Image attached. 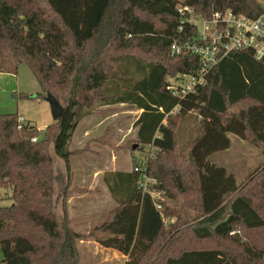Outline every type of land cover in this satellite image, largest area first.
I'll list each match as a JSON object with an SVG mask.
<instances>
[{
    "label": "trees",
    "instance_id": "1",
    "mask_svg": "<svg viewBox=\"0 0 264 264\" xmlns=\"http://www.w3.org/2000/svg\"><path fill=\"white\" fill-rule=\"evenodd\" d=\"M179 4L205 18L229 9L251 18L263 11L259 0H0V72L17 74L27 64L41 91L15 97L45 99L52 93L64 107L36 142V126L20 128L17 112L0 114V187L12 190L13 200L0 206L4 264H81L78 241L107 230L114 235L96 241L128 255L126 264H264V194L241 188L209 158L231 147V135L264 149V60L250 50L233 52L206 73L196 92L175 96L168 78L201 67L196 54L171 51L174 42L186 43L198 33L183 23ZM130 59L138 70L129 71ZM97 102L142 110L135 150L150 143L159 148L146 163L147 173L157 180L152 188L174 206L163 200L160 211L138 187L133 169L110 173L109 189L119 205L82 234L72 226L68 201L88 189L71 186V156L91 152L90 142L69 147ZM192 111H198L204 133L190 142L189 156L179 155L177 122ZM51 148L67 175L62 220L55 212L60 174ZM187 208L199 220L183 227L181 221L192 216ZM167 215L177 219L169 228ZM211 238L231 245L193 247Z\"/></svg>",
    "mask_w": 264,
    "mask_h": 264
},
{
    "label": "rangeland",
    "instance_id": "2",
    "mask_svg": "<svg viewBox=\"0 0 264 264\" xmlns=\"http://www.w3.org/2000/svg\"><path fill=\"white\" fill-rule=\"evenodd\" d=\"M126 61L125 64H129V71L138 70V63L135 59H130V63L129 60ZM109 87V92L112 93L115 82L111 81ZM39 91H41L40 85L30 67L25 63L20 65L17 74L0 72V114L17 112L19 115L25 116L26 122L31 119L39 129L38 140L43 138L46 127L55 122L50 104L46 99H17L15 93L24 92L34 96ZM140 112V109L129 103L104 105L101 102H97L91 110L87 111L74 132L69 148L70 150L81 149L84 145L82 142L85 139L83 136L86 133H90L89 138L94 140L90 142L89 146L91 153L94 155L83 156L79 153L71 156V165L76 170V177L73 175L71 180L73 181L72 187L82 188L81 186L86 183L87 176L82 174V170H86L88 175H93V165L97 168L108 170L109 167L105 165L109 163L110 156L113 153H116L117 156V170L132 169L138 161H141L144 156L142 149L135 150L133 148L137 143V126L135 123ZM203 127L204 123L198 111H192L178 120L176 126L177 154L189 156V144L204 133ZM124 135L127 136L126 139ZM231 138V147L227 150L213 153L209 157L210 160L217 165L225 167L228 173H232L241 188L248 185V188H253L254 192L264 194V149L234 135H231ZM92 143L93 145H91ZM51 152L54 159L55 172L60 174L59 179L55 183V212L58 219L62 220L64 215L63 195L65 183L67 182L64 177V170L66 169L64 160L54 152L53 148H51ZM112 167L110 170H112ZM108 174L107 171L105 176H108ZM90 187L93 188L87 187L86 197L78 196L73 201V205H76L75 208L78 210L76 211L73 208L74 211L70 216L73 228L82 232V234H89L94 227L105 222L114 207V204L106 196H98V185L91 183ZM161 197L167 206H174L166 194H162ZM115 199L117 201L116 207H118V198ZM12 203V190L0 187V206H9ZM108 204L110 205L107 206ZM80 206L83 209L80 210ZM84 209H87L86 212H84ZM187 210L192 216L181 221L183 227L192 226L199 220L195 219L196 213L193 208H187ZM176 220V217L167 215L165 224L169 228ZM113 235L110 230H107L99 232L97 237L91 236L85 240L78 241L81 264H126L130 260L128 255H125L120 250L105 247L96 241L98 238H107ZM193 241L194 239L191 240V242ZM196 243L199 246L193 247L214 248L231 245L230 240L222 238H211ZM2 259L3 251L0 246V264H4Z\"/></svg>",
    "mask_w": 264,
    "mask_h": 264
},
{
    "label": "built area",
    "instance_id": "3",
    "mask_svg": "<svg viewBox=\"0 0 264 264\" xmlns=\"http://www.w3.org/2000/svg\"><path fill=\"white\" fill-rule=\"evenodd\" d=\"M263 11L255 18L238 14L233 10L215 12L211 18L197 14L194 8L179 4L178 12L183 23H190L197 27L194 39L180 44L174 42L171 46L173 54H196L201 67L198 73H179L168 78V89L177 97L183 98L196 92L199 85L204 84L205 75L223 58L233 52L250 50L258 60H264V0H260ZM182 29V27H180ZM27 124L23 115L19 116V127ZM34 142L38 137L32 138ZM159 148L154 144H147L142 152L141 161L133 166L138 176V187L144 193L151 195L157 208L162 211V193L152 188L157 180L147 173L146 163L155 157Z\"/></svg>",
    "mask_w": 264,
    "mask_h": 264
},
{
    "label": "crops",
    "instance_id": "4",
    "mask_svg": "<svg viewBox=\"0 0 264 264\" xmlns=\"http://www.w3.org/2000/svg\"><path fill=\"white\" fill-rule=\"evenodd\" d=\"M40 92V91H39ZM24 93V92H23ZM141 112H142V110H141ZM141 112H140V114H141ZM25 117V116H24ZM28 120H30V121H28L27 122V124H31V125H34V123L32 122V120L31 119H28ZM35 126V125H34ZM38 128V127H37ZM137 131H138V127H137V130H136V133H137ZM85 139L83 140V146L81 147V148H84L89 142H91V141H93L94 139L93 138H89L90 137V133H86L84 136H83ZM124 137H125V139H126V135H124ZM91 145H93V143L91 144ZM108 145H110V143H108ZM106 148V147H105ZM94 149V148H93ZM95 150V149H94ZM81 155H83V156H85V155H94V154H92L91 152H85V153H83V154H81ZM117 156H116V153H113V155L112 156H110V161H109V163L107 164V165H105L106 167H109L108 168V170H106V169H100V168H97V167H95L94 165L92 166V168H93V175H88V172L86 171V170H82V174L84 175V176H87V179H86V183L85 184H83V186H81L82 188H93V187H90V185H91V183H93V184H95L96 186L98 185L99 186V191L97 192V194H98V196H102V195H104V196H106L109 200H111V203L112 204H114V207H113V209L114 208H116V204H117V201H116V199L114 198V196L111 194V192H110V189H109V183H111L112 182V177L110 176V173H115V172H117V171H131L132 169H133V167H132V169H124V170H117V158H116ZM111 166H113L112 167V170H110L111 169ZM72 170H73V175H74V177H76V174H75V172H76V170H75V168L72 166ZM108 171V176H105V173ZM64 175H65V179H67V175H66V170H64ZM67 181V180H66ZM67 183V182H66ZM66 183H65V186H66ZM76 185V184H75ZM85 195H87V193L86 194H83V195H75V196H73V197H71L70 199H69V211H70V216L72 215V213H73V211H74V209L73 208H75V206L76 205H73V201L78 197V196H80V197H86ZM110 203V204H111ZM110 204H108L107 206H109ZM106 206V205H105ZM104 206V207H105ZM103 207V208H104ZM103 208H101V209H103ZM76 209V208H75ZM80 210L81 209H83V207L82 206H80V208H79ZM78 209H76V211H77ZM86 210L87 209H84V212H86ZM79 232V231H78Z\"/></svg>",
    "mask_w": 264,
    "mask_h": 264
},
{
    "label": "water",
    "instance_id": "5",
    "mask_svg": "<svg viewBox=\"0 0 264 264\" xmlns=\"http://www.w3.org/2000/svg\"><path fill=\"white\" fill-rule=\"evenodd\" d=\"M45 99L50 104L51 112H52L54 120H57L63 112V109H64L63 105L52 93H48ZM137 146L138 144L136 143L133 146V148L136 149Z\"/></svg>",
    "mask_w": 264,
    "mask_h": 264
}]
</instances>
